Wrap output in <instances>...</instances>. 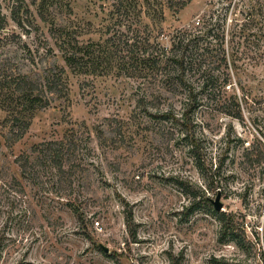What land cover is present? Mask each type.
<instances>
[{
    "label": "rangeland",
    "instance_id": "374dc122",
    "mask_svg": "<svg viewBox=\"0 0 264 264\" xmlns=\"http://www.w3.org/2000/svg\"><path fill=\"white\" fill-rule=\"evenodd\" d=\"M180 1L0 0V264H264V0ZM177 29L201 32L189 140L153 117L184 108L153 65ZM42 142L61 167L26 177Z\"/></svg>",
    "mask_w": 264,
    "mask_h": 264
},
{
    "label": "trees",
    "instance_id": "16d2710c",
    "mask_svg": "<svg viewBox=\"0 0 264 264\" xmlns=\"http://www.w3.org/2000/svg\"><path fill=\"white\" fill-rule=\"evenodd\" d=\"M22 1V0H21ZM179 8H183L186 5V0H181L179 3ZM20 6V4H19ZM170 6H173L170 3ZM178 8V9H179ZM177 12V9L173 10ZM214 17L209 15V19L206 21L204 26V34L209 35L215 29H218V20H214ZM246 25H240L239 33L244 36V31ZM260 29V28H258ZM200 33H192L188 30L177 29L170 36V48L167 50L164 46H158L156 50V56L153 60V65L156 66L158 70L159 81L165 82L166 84H175L179 88V92L184 94V108L181 112L180 118H176L170 112H163L153 116L154 118L167 119L172 117L183 127L184 137L188 140L192 138V119L191 114L198 105V90L190 81L188 72L193 70H199L201 66V56L198 52L199 47V37ZM234 35V34H233ZM141 40V39H140ZM138 39V43H140ZM27 81L15 82V89L20 93H25L28 91H35L39 95H43L40 88L35 87L33 84L27 86ZM171 115V116H170ZM175 117V118H174ZM12 128H15L10 136L9 140L14 142L16 138L22 137L26 129H28V124L20 120L18 117H14L11 124ZM12 137V138H11ZM16 137V138H13ZM52 142H42L32 152H36L34 161L29 159V155L19 156L22 160L19 161V166L21 168V173L24 176H30L31 178L37 173L35 166L41 165L43 169L51 170L54 167L58 169L53 171L56 175L57 171L61 167L62 157L53 146ZM193 147V146H192Z\"/></svg>",
    "mask_w": 264,
    "mask_h": 264
},
{
    "label": "water",
    "instance_id": "95a60500",
    "mask_svg": "<svg viewBox=\"0 0 264 264\" xmlns=\"http://www.w3.org/2000/svg\"><path fill=\"white\" fill-rule=\"evenodd\" d=\"M220 194L217 193L215 198L211 200L215 210L219 211L222 204L220 202ZM99 247L104 251V252H108V248L106 246H104L103 244L99 243Z\"/></svg>",
    "mask_w": 264,
    "mask_h": 264
},
{
    "label": "built area",
    "instance_id": "2783aa9c",
    "mask_svg": "<svg viewBox=\"0 0 264 264\" xmlns=\"http://www.w3.org/2000/svg\"><path fill=\"white\" fill-rule=\"evenodd\" d=\"M198 23H199V21L197 20V21H196V24H198Z\"/></svg>",
    "mask_w": 264,
    "mask_h": 264
}]
</instances>
